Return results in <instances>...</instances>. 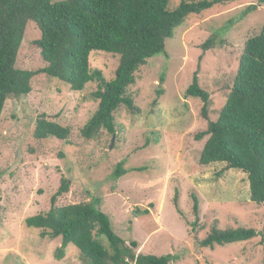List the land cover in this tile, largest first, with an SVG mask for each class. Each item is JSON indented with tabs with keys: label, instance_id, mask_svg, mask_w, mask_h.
I'll use <instances>...</instances> for the list:
<instances>
[{
	"label": "rangeland",
	"instance_id": "obj_1",
	"mask_svg": "<svg viewBox=\"0 0 264 264\" xmlns=\"http://www.w3.org/2000/svg\"><path fill=\"white\" fill-rule=\"evenodd\" d=\"M180 2L171 0V7ZM253 3L215 5L190 15L176 28L166 40L167 56L153 57L137 72L130 93L139 111L120 108L115 114L116 134L105 132L97 141H86L81 135L98 107L92 97L96 83L75 92L58 80L37 77L29 95L6 102L0 120V264H84L72 244L58 259L62 238L42 239L41 230L26 225L27 218L50 210L51 197L63 179L69 180L70 191L58 205L101 199V209L110 217L115 233L128 242L137 241L138 253L176 256L170 264H263L261 236L214 249L199 246L214 232L240 227L262 232L264 204L251 202L243 171L230 169L220 175L225 164L201 166L199 155L207 138L198 142L194 137L218 118L244 46L264 24L263 5L227 27ZM214 37L211 47L204 49ZM40 38L38 27L30 22L18 53V68L44 67L35 45ZM118 65L117 55L101 51L90 55L91 69L101 70L109 81ZM195 74L210 94L207 118L200 99L185 97ZM42 116L70 127L69 143L36 140L33 132ZM120 164L126 174L115 180ZM193 195L200 203L198 217L193 212ZM175 196L190 224L177 212Z\"/></svg>",
	"mask_w": 264,
	"mask_h": 264
},
{
	"label": "trees",
	"instance_id": "obj_2",
	"mask_svg": "<svg viewBox=\"0 0 264 264\" xmlns=\"http://www.w3.org/2000/svg\"><path fill=\"white\" fill-rule=\"evenodd\" d=\"M237 1L181 0L178 6L171 7V0H0V120L9 99L29 95L34 79L46 76L68 85L75 92H82L88 84L96 83L97 90L92 97L98 101V107L81 129V135L86 141H97L105 132L116 134V112L122 107L130 112L139 111L130 93L136 84L137 72L153 57L166 55V40L174 36L175 29L190 15ZM255 1L227 27L264 5V0ZM30 22L40 31L41 38L35 45L45 65L24 70L17 67V57ZM214 39H209L203 48L211 47ZM93 51L119 57L114 79L109 81L101 70L91 69ZM160 81L164 84L165 77ZM157 92L162 95V90ZM185 97L200 99L204 103L202 115L207 118L210 94L200 86L197 74ZM71 134L70 127L49 121L45 116L37 120L33 132L38 141L54 139L66 144ZM194 137L198 142L207 138L199 155L201 166L225 164L220 175L230 169L243 171L248 176L251 202L264 204V24L244 46L231 92L218 118ZM124 174L126 170L120 164L113 178L118 180ZM69 191V180L63 179L51 197L50 210L26 219L28 227L41 230L42 239L62 238L56 251L58 259L64 258L70 244L79 250L84 264H170L177 259L172 255L138 253L137 241L128 242L115 233L110 217L101 209L99 198L58 205L59 199ZM174 205L186 220L178 196H175ZM199 207V199L193 195L196 217ZM259 236L264 246V229L258 232L254 228L240 227L214 232L200 241L199 246L214 249L216 245L246 242Z\"/></svg>",
	"mask_w": 264,
	"mask_h": 264
},
{
	"label": "water",
	"instance_id": "obj_3",
	"mask_svg": "<svg viewBox=\"0 0 264 264\" xmlns=\"http://www.w3.org/2000/svg\"><path fill=\"white\" fill-rule=\"evenodd\" d=\"M113 145H114V139L112 140L111 148L113 147Z\"/></svg>",
	"mask_w": 264,
	"mask_h": 264
}]
</instances>
